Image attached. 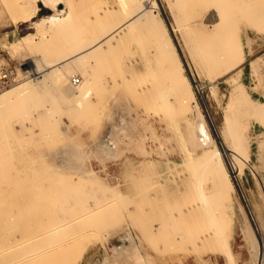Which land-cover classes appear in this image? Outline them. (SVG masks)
I'll return each mask as SVG.
<instances>
[{
  "label": "rangeland",
  "instance_id": "1",
  "mask_svg": "<svg viewBox=\"0 0 264 264\" xmlns=\"http://www.w3.org/2000/svg\"><path fill=\"white\" fill-rule=\"evenodd\" d=\"M25 1L27 0H0V66L16 69V85L26 79L41 80L40 74L32 71L22 74L20 69H31L32 60L36 62L34 58L42 59L46 64L68 50L71 40L69 38L74 30L84 36L81 38V41L84 40L81 44H85V41H90L95 35L108 32L139 6V0H124L126 8L122 7L120 0H68L72 15L67 21L66 29L46 33L45 37L39 33L33 49L17 53L11 49L12 44L22 35L34 31L32 22L23 23L14 17L18 5ZM196 1L172 0V14L167 0H155L159 6L153 4L155 6L151 10L156 24L165 26L168 30L191 83L195 99L193 103H189L186 111L187 121L173 110L172 118L170 113L164 117H155L154 105L151 102L154 99L159 100L169 90L166 64L161 60L155 46V32L134 24L108 40L104 49L100 47L85 59L82 57L83 60L77 62L74 67L67 65L66 74L60 82L46 81L42 92L21 93L12 105L2 109L0 264H57L55 261H23L26 246L20 244L11 250L9 239H12V234L22 237L23 230L28 229V223L36 217L34 215L42 212V208L43 211H48L56 206L52 204V199L46 198L36 201V206L30 205L31 208H19V205L25 204L29 194L38 195L45 190L54 194L59 192V188L62 190L61 178L65 173L59 168L62 161L56 157V153L65 146L81 149L83 154L92 157L88 162L89 168L97 171L99 177L93 174L79 175L86 180L83 188L95 192L97 199L105 196L111 199L114 193L115 196L124 198L119 197L117 202L112 203L117 220L123 224L121 228L111 234L99 229L98 235H94L89 241L84 240L85 247L79 258H73L64 264H174L176 259L178 264H264V162L261 158L264 155L260 154L257 144L264 136V126L248 116L239 117L246 125L241 134L245 142L241 174L238 175L234 163L227 161L232 171V186L227 188L233 208L231 233L223 237L224 239L219 238L215 222L210 221L206 226V243L195 246V243L188 239L180 240V243L176 239L175 243L174 235L177 231L174 215L184 209L189 200L185 197V188L191 169L184 165V156L174 151V148L169 150L167 157H162L156 153L157 146L170 137L176 138L173 135L174 130L178 133L187 131L190 136L201 128H206L209 137L219 144L222 131L228 127L225 119L232 78L244 84L256 102L264 98V89L262 93L254 90L258 81L253 74V65L249 64L251 59L259 58L260 66L257 69L264 77V21L256 18L260 10L253 8L259 1L264 3V0H229L225 8L223 5L218 7L214 0ZM237 2L242 5V11L237 8ZM36 6L38 9L34 20L52 12L40 1L36 2ZM58 7L60 8V4ZM176 21L180 30L172 28ZM231 33L236 36L244 62L240 70L233 69L229 72L226 64L215 62L214 58L216 54L224 52L222 38ZM182 36L193 47L199 71L182 48ZM247 38L252 42L250 45L244 42ZM72 76L79 78L77 85L71 84ZM83 82L92 92L83 105L77 107L76 98H66L63 90L70 87L77 97V86ZM141 82L145 88L138 90ZM13 86L15 85L6 90ZM3 92L1 90L0 94ZM165 95L164 98L168 97L167 99L172 97L170 93ZM80 97L79 94L77 98ZM171 104L173 108L177 107L176 101L173 100ZM34 118L38 119L37 123ZM173 120L175 123L172 128H165ZM129 128L133 130L130 135L126 132ZM106 141L121 144L124 148L114 159L101 160L106 163L103 167L96 157L108 147L104 145ZM189 147L193 152L190 143ZM223 151L228 157L226 147ZM77 176L71 181L79 180L80 177ZM213 178L217 180L215 175ZM33 179L38 181L32 182ZM50 184H53L54 189L48 188ZM54 184L57 187H54ZM74 187L72 188H78ZM176 189L179 190L177 197ZM259 190L261 195H258ZM92 201L93 199L88 200L89 203L94 202ZM41 202L42 208L38 205ZM143 203L147 204L146 215L141 211ZM30 211L34 214H30ZM185 214L187 217L184 226L189 227L188 213ZM142 219L149 220L153 232L158 231L159 223L162 224L161 230L168 241L161 245V253L152 250L142 236L138 227ZM249 252L256 253L254 259L248 258Z\"/></svg>",
  "mask_w": 264,
  "mask_h": 264
},
{
  "label": "bare ground",
  "instance_id": "2",
  "mask_svg": "<svg viewBox=\"0 0 264 264\" xmlns=\"http://www.w3.org/2000/svg\"><path fill=\"white\" fill-rule=\"evenodd\" d=\"M37 1H40L43 5L48 6L52 10V12L34 20L38 9V7L36 6ZM120 1L122 7L126 8V2L124 0ZM214 1L216 2V5L218 7L223 5V7L225 8V4L229 0ZM167 2L168 7L170 8V12L173 14L174 10L172 7V0H167ZM59 4L60 8L58 7ZM153 4L159 6L157 3H155V0H139V6L137 5L138 7L134 9L125 20H123L119 24H116L108 32H105L98 36L95 35L90 41H85V44H81L82 41H84H81V38L84 37L83 35H79L78 33H76L77 30H74L73 32L71 31L73 35H70L71 37L69 39L71 40L68 44V50L48 61L46 64L42 61V59L39 60L37 58H34L36 62H33L32 60L31 69H29L28 71H24L23 68L20 69L22 74L32 71L35 74H40L42 76V79L39 81L26 79L21 81V83L19 82L17 85L14 84L15 86L11 87L8 90H2L4 92L0 94V112L2 113V109L7 107V105H12L16 100L17 95L26 92H42L44 83L46 81L60 82L63 76L66 74L65 70L67 69V65H73L74 67L77 62L83 60L82 57L85 59L88 54L100 49V47H103L104 49V45L108 40L120 35L125 29L130 27V25L134 24L139 28L141 27L142 29H150V31L152 30L153 32H155L157 42L155 46H157L161 60L166 64V76L167 80H169L170 85L168 87V81H166L169 90L165 93H170L172 97L170 99H167L168 97L164 98L165 93H162L163 97H160L159 100L154 99L151 102L154 105L155 117H164L167 114L169 115L170 113V118H172L173 110L175 113H177V115L183 116V119L187 121L188 116L185 114L187 109L189 108V103H191L195 99L194 93L191 87V83L189 82L184 72L183 65L179 59L177 48H175V44L172 43V40L167 32L168 30H166L165 26H158L156 24L155 18L151 14V10L155 6ZM236 6L242 11V5L240 3L236 4ZM105 8L106 6L103 7V9ZM253 8L254 10H260L256 18L260 21H264V3L259 1V3H256ZM15 13L16 14L14 17H16L19 21L23 23H33L34 31L22 35L11 46V49L14 52L22 53L23 51L28 52L34 48L35 44L37 43L36 39L39 33H42V37H45L46 33L50 34L53 31V33H55L56 30V32L62 31L63 29L65 30L67 27L66 25L68 24L67 21L70 20V17L72 15V8L68 0H27L18 5V11ZM239 14L242 15L240 12ZM172 28L174 30H180L179 23L176 21ZM152 36H154V34ZM222 39V48L224 52L215 55V62H222V64H226V66H228L229 72L230 70L233 71V69L240 70L242 63L244 62V57L241 53V48L235 34H228ZM244 42H247V45H250L252 43L249 38H247V41ZM182 48L186 52V56L190 58L193 66L196 67L197 71H199V65L197 64V59L194 56V52L192 49L193 47H191L190 42L186 40L184 36H182ZM235 52L238 53L236 58ZM259 61V58L251 59L249 64L253 65V74L258 81L254 90L256 89V91L262 93L264 89V77L257 69L259 68L258 66H260ZM162 71L164 70L162 69ZM210 74H212V70ZM232 80L233 83L227 99V117L225 119V123L228 125V127L227 129L222 131V138H220L219 140L220 145L213 138L209 137L206 128H201L199 132L197 131V133H191L190 136L189 133H187L186 128V133H178L174 130L173 135H175L176 138L170 137L168 140L161 142L156 148V153L161 154L162 157H167L169 150L171 148H174V151L184 156V165L191 169L188 175L189 180L185 188V197H188L189 200L186 203L185 208L174 215L175 229L177 231V234H175L174 236L176 237L173 238L175 240L177 239L178 243H180V240L187 241V239L190 242H194L195 246L206 243V239L208 236L206 234V231L208 230L206 226L210 221L215 222L216 227L218 228L217 236L219 238L226 237L231 233L233 208L231 204L232 201L229 194L227 193V188H230L232 186L230 180V173L232 171L229 169L227 161L230 163H234L236 165V171L238 175L241 174V162H243L244 160V156L242 157V151L244 149L245 143L243 142L241 134L246 125L241 121V118L239 117L248 116L264 126V98L262 101L256 102L254 99H252L247 90V87L244 84L236 81L234 78H232ZM139 86L141 87L138 88V90H143L145 88V86H143V82L139 83ZM77 87H79V94L81 96L80 98H77L79 94L77 95V97L74 96L73 91L69 89L70 87H66L63 90V95L66 98H76L75 105L77 107H81L85 99L90 96L89 94L92 91L85 82L80 83ZM173 100L176 101V108L172 107L171 103ZM147 101L149 102L150 100ZM34 119L35 123H37L38 119ZM174 123L175 120H173L171 124L166 125L165 128L171 129ZM110 124L112 125V121L110 122ZM132 131L133 130L129 128L126 132H128L127 134L130 135ZM189 143L193 148V152H191ZM257 144L261 152L260 154L264 155V136L257 141ZM104 145H107L108 147H106L100 152L99 155H97L96 160L101 161L114 159L116 157V154L124 148V146L121 144H113V142L111 143L107 141L106 143H104ZM225 147L229 152L228 157L227 154L226 156L224 155V151L222 152V149L225 150ZM198 150L200 152H197ZM56 157L62 161V163L59 165V168L65 173L63 178H61V182H63V187L61 188L62 190H60L59 188V192H56L54 194L46 190L38 195L29 194L24 201L25 204L19 205V208H29L30 205L34 206L36 201L38 202L39 200L46 198L48 200L52 199L53 203H51L56 206H53L51 210L43 211V208L41 206L43 205V202H41V204H38L41 206L42 212L40 214H38L39 212H36L38 215H34L36 217H33L32 220H30V222L28 223V229L23 230L24 235L22 237H19L12 234V239H9V249L11 250L15 249L20 244L26 246V250L24 251V254L22 256L23 261L26 262L29 260H41V262L55 261L57 264H64L66 261H69L73 258H79L83 248L85 247L84 240L89 241L91 240V238H93L94 235H98L99 229H103L104 231H106V233L111 234L115 230L120 229L123 225L117 220L118 217L112 210V203L117 202L119 197L124 198L123 196H115L116 194L114 193V197L111 199L107 196L97 199L95 197V192L83 188L84 182L86 180L79 175L93 174L96 177H99L97 171L89 168L88 162L90 159H92V157L90 158V156H88L87 154H83V151L81 149L66 146L56 153ZM261 158L264 162V156ZM100 163L103 167L106 164L102 161ZM235 165H232V167ZM76 175H78L77 177H80L79 180L75 181L73 179L71 181V179ZM214 175L216 176L217 180H214ZM34 180L36 179H33L32 182H34ZM36 181H38V179ZM55 186L57 187V185L54 184V187ZM74 186L78 188L76 189ZM72 187H74L75 189H73ZM48 188L54 189L53 184H50ZM34 191L35 190L33 189V192ZM178 191L179 190L175 191L176 197L179 194ZM159 193L160 195H162L161 191ZM261 193L262 192L259 190L258 195H261ZM172 198H170L171 201ZM89 199H93L94 202L92 201L93 203H89ZM180 200L181 203H183L181 198ZM146 205L147 204L144 203L143 205H141V211H144L145 215ZM31 211L30 214L33 213ZM181 212H183V214H181ZM185 213H188L190 221L189 227L184 226L185 218L187 217L184 216ZM135 223L136 225H138L137 221ZM151 223L153 222L151 221ZM139 224L140 226L138 227L141 229L142 236L145 237L146 243L152 250H155L156 253H161V245H165L166 241H168V238L163 235V230H161L162 224L159 223L157 225V229L159 228L157 232L151 231L148 219H142ZM177 240L175 243H177ZM163 253L164 251H162V254ZM255 255L256 253L249 252L248 258L252 260L255 258ZM104 264L111 263L104 262ZM174 264H178L177 259L175 260Z\"/></svg>",
  "mask_w": 264,
  "mask_h": 264
},
{
  "label": "built area",
  "instance_id": "3",
  "mask_svg": "<svg viewBox=\"0 0 264 264\" xmlns=\"http://www.w3.org/2000/svg\"><path fill=\"white\" fill-rule=\"evenodd\" d=\"M79 78L77 76L71 77V84L77 85L79 83ZM17 82L16 69L1 67L0 66V91L4 90Z\"/></svg>",
  "mask_w": 264,
  "mask_h": 264
}]
</instances>
